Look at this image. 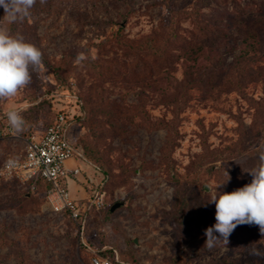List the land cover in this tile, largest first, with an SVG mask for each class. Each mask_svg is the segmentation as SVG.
<instances>
[{"label": "rangeland", "instance_id": "374dc122", "mask_svg": "<svg viewBox=\"0 0 264 264\" xmlns=\"http://www.w3.org/2000/svg\"><path fill=\"white\" fill-rule=\"evenodd\" d=\"M167 2L179 10L180 36L198 18L227 36L210 40L194 63L165 48ZM4 15L0 7V30L21 34L43 58L29 86L0 100V113H21L26 128L13 131L22 137L41 132L60 108L73 114L68 138L102 170L103 197L79 230L49 209L46 192L0 176V264H90L104 249L132 264H264V234L255 224L237 226L227 245L204 246L205 230L216 223L212 196L250 184L249 171L264 155V69L230 86L217 73L209 78L208 66L213 58L227 67L247 49L242 38L264 16V0H36L14 23ZM169 51L177 60L167 74ZM258 63L264 68V57ZM22 146L13 136L0 140V167ZM225 171L230 181L216 188ZM186 181L194 183L188 192L196 208L189 210L208 219L202 231L172 218L175 191Z\"/></svg>", "mask_w": 264, "mask_h": 264}, {"label": "built area", "instance_id": "2783aa9c", "mask_svg": "<svg viewBox=\"0 0 264 264\" xmlns=\"http://www.w3.org/2000/svg\"><path fill=\"white\" fill-rule=\"evenodd\" d=\"M73 118L74 115L64 107L60 108L55 112L52 122L41 132L22 137L14 134L6 114L0 115V120L6 122L5 127L0 129V140L13 136L23 141L20 151L2 163L0 176L16 180L31 189H34L36 179H44L49 184L46 190L49 209L66 214L80 230L90 207L102 206L103 192L99 188L103 184V176L83 159L80 149H76L74 142L68 138V125ZM70 181H74L76 189L82 191L83 195L79 199L71 195L68 188ZM88 182L92 184L91 195L85 189ZM90 264L118 263L94 255L90 258Z\"/></svg>", "mask_w": 264, "mask_h": 264}, {"label": "clouds", "instance_id": "9594fccd", "mask_svg": "<svg viewBox=\"0 0 264 264\" xmlns=\"http://www.w3.org/2000/svg\"><path fill=\"white\" fill-rule=\"evenodd\" d=\"M40 2L44 3L45 0ZM35 4L36 0H0L4 18L9 23L28 16ZM42 58L41 50L26 42L21 34L12 35L0 30V100L11 99L29 86L32 73L42 63ZM6 116L9 126L16 133L25 130L26 121L19 111L9 110ZM261 161L259 167L249 171L253 177L250 184L230 193L212 196L209 203L215 204L216 223L205 230L204 246L212 248L221 242L227 245L230 235L239 225H258L264 234V155ZM225 176L227 179L216 188L230 181L227 171Z\"/></svg>", "mask_w": 264, "mask_h": 264}, {"label": "trees", "instance_id": "16d2710c", "mask_svg": "<svg viewBox=\"0 0 264 264\" xmlns=\"http://www.w3.org/2000/svg\"><path fill=\"white\" fill-rule=\"evenodd\" d=\"M165 9H166L167 15L169 16V19L166 22V25H165V23H163V25H165L166 29H168L170 31L169 33L165 34V37H166L165 44H164L165 48L171 47L173 49L174 46L177 47L178 49H180V51L184 52L185 59L189 60L192 63H194V61H196V59L201 54H204V51L206 48L212 47V45H210V44H213V40H215V38H217L219 36H220V38L227 36V33H225L223 31V28L213 27L209 23H207L206 21H203L202 19H199V18L195 19V20H191V23H194L196 27L191 28L190 30H186L187 37L186 36L185 37L180 36L179 31L181 28L180 27L181 23L179 21H180L181 17H180L179 10L175 6H173L172 3H169V2L165 3ZM249 31H251V32H248V31L245 32V35L242 38V42L245 43V47L247 46L246 50L250 51V53H247L246 50L243 53L240 52L235 57V59L232 61V63L229 64L227 67H225V66L221 67L220 59L211 58L210 60H211L212 64L210 66H208V72H207V73H209L208 74L209 78L212 75L217 73L216 75H214V77L215 78L218 77L217 79L219 80V82L222 81L226 77V83L230 86H234V85L235 86H243L246 82L251 81L254 78H258L257 76H259L261 74L260 71H262L264 69L258 63L260 58L264 57V16L259 17L258 21H256V22L254 21L253 23H251V25L249 27ZM252 31L256 32V33H252ZM196 34H198L199 36H202L205 41H203L202 43H197V44L192 43L193 40H191V37L196 36ZM252 39H256V41L252 42ZM210 40L212 41V43L209 44L208 42ZM145 47H148V44L145 43ZM151 48H152V45H151ZM175 49L176 48H174V50ZM159 52H160V49H158V48L157 49L155 48L154 51H152V56H153L152 61H156L159 58L158 57ZM167 54L164 55V58H163L164 60L162 59V61H163L162 63L168 64V65H166V67H167L166 70H167V74H168L169 72H172V70L174 71V66H175L174 64L177 60V56L173 51H169ZM163 66L165 68V65H163ZM190 66H191V64L188 65V67H190ZM231 69H234V71L231 75H229V72L231 71ZM235 71H237V72H235ZM189 80H190V78H189ZM190 81H193V79ZM243 82H244V84H243ZM218 84H220V83H218ZM75 98H76L77 103L81 105L82 104L81 101L76 96H75ZM98 106L99 105L95 101L94 105H90L89 113L91 115H92V113L94 114V112H96V109H97L96 107H98ZM4 114H6V113H0V115H4ZM74 145H75L76 149L77 148L80 149V153H81L83 159L87 161L88 159L84 155V151H83L82 147L76 142L74 143ZM93 166L96 167L98 170H101L95 164H93ZM12 181H14V182L18 183L19 185H21L22 187H24L23 184H21L20 182H18L16 180H12ZM175 181H178V180H175ZM193 184L189 181L182 182L181 184H178V187H177L175 194H174L173 205L175 206V210H174V213L172 214V218L178 224H181L185 228L197 226V228H198L197 230L202 231L201 228H203L204 224H207L208 219H206L203 216L199 217L198 215H196L195 212L191 213V211L188 208V206L190 204L191 205L194 204L195 195L194 194L190 195V193L188 192L189 189L192 188ZM48 187H49L48 182H46L44 179L38 178L34 181V189H31L29 187L27 189H31V190H35V191L42 190L43 192H46ZM87 187H88V191L91 195L92 194V192H91L92 184L90 182H88ZM193 196H194V198H193ZM193 206H194V208H196L195 205H193ZM88 212H89V210L86 212V215L88 214ZM86 215H85V217H86ZM102 254L103 255H101L100 258L108 259V260H110L112 262H116L118 264H132L129 261L119 259L118 257H116V254L113 255V253L110 251V249H104L102 251Z\"/></svg>", "mask_w": 264, "mask_h": 264}, {"label": "crops", "instance_id": "0c3cea01", "mask_svg": "<svg viewBox=\"0 0 264 264\" xmlns=\"http://www.w3.org/2000/svg\"><path fill=\"white\" fill-rule=\"evenodd\" d=\"M72 185V187L74 188V190L76 191V192H80V190H77L76 189V183L74 182V181H70L69 183H68V188L70 189V186ZM75 198H78V197H75ZM99 256V255H98ZM100 257V256H99Z\"/></svg>", "mask_w": 264, "mask_h": 264}, {"label": "water", "instance_id": "95a60500", "mask_svg": "<svg viewBox=\"0 0 264 264\" xmlns=\"http://www.w3.org/2000/svg\"><path fill=\"white\" fill-rule=\"evenodd\" d=\"M119 205V203H115L110 207V210H113L115 207H117Z\"/></svg>", "mask_w": 264, "mask_h": 264}]
</instances>
